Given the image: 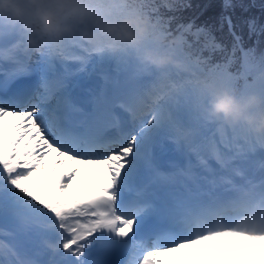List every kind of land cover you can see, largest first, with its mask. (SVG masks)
I'll use <instances>...</instances> for the list:
<instances>
[{
	"label": "snow or ice",
	"instance_id": "obj_1",
	"mask_svg": "<svg viewBox=\"0 0 264 264\" xmlns=\"http://www.w3.org/2000/svg\"><path fill=\"white\" fill-rule=\"evenodd\" d=\"M187 6L35 0L0 22V264H264V133L209 114L230 96L264 116V52L238 30L256 22L234 21L245 6L233 0L218 26L169 14ZM37 10L127 20L134 40L65 37L36 52ZM68 61L119 74L102 88ZM85 171L99 179L80 191Z\"/></svg>",
	"mask_w": 264,
	"mask_h": 264
},
{
	"label": "clouds",
	"instance_id": "obj_2",
	"mask_svg": "<svg viewBox=\"0 0 264 264\" xmlns=\"http://www.w3.org/2000/svg\"><path fill=\"white\" fill-rule=\"evenodd\" d=\"M35 0H0V16H7L19 20L26 14V6L32 5ZM36 25L31 29L26 38V46L40 52L45 47L46 40L59 41L62 38L78 40L90 45L95 44L103 36L115 41H133L134 35L127 29L132 26L130 21L123 20L119 23H109L102 16H89L86 11L79 14L73 13L67 23H57L49 13L37 10L34 14ZM142 31V30H141ZM153 53H144V59L156 63H168L167 58L153 60ZM254 99L235 100L232 97H222L212 103V116H222L226 121L240 122L256 133H264V116L250 111L254 107Z\"/></svg>",
	"mask_w": 264,
	"mask_h": 264
},
{
	"label": "trees",
	"instance_id": "obj_3",
	"mask_svg": "<svg viewBox=\"0 0 264 264\" xmlns=\"http://www.w3.org/2000/svg\"><path fill=\"white\" fill-rule=\"evenodd\" d=\"M237 5L243 4L245 7H236L232 9L234 21L244 18L254 19L256 27L260 24L264 25V0H233ZM181 3L188 5L181 11L195 16L200 22L205 25L217 26L221 13L224 11L222 5L223 0H182ZM243 32H247V27L240 28ZM226 31V28L223 32ZM262 42H264V32L259 35Z\"/></svg>",
	"mask_w": 264,
	"mask_h": 264
}]
</instances>
